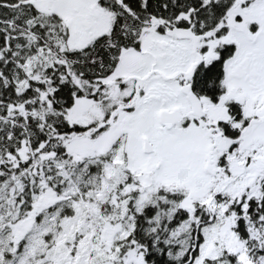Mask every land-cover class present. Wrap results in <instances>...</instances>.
<instances>
[{
	"label": "snow or ice",
	"instance_id": "obj_1",
	"mask_svg": "<svg viewBox=\"0 0 264 264\" xmlns=\"http://www.w3.org/2000/svg\"><path fill=\"white\" fill-rule=\"evenodd\" d=\"M0 264H264V0H0Z\"/></svg>",
	"mask_w": 264,
	"mask_h": 264
}]
</instances>
